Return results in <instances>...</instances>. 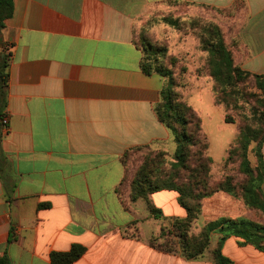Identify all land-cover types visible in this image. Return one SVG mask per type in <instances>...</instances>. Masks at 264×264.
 I'll return each mask as SVG.
<instances>
[{
	"label": "crops",
	"instance_id": "0c3cea01",
	"mask_svg": "<svg viewBox=\"0 0 264 264\" xmlns=\"http://www.w3.org/2000/svg\"><path fill=\"white\" fill-rule=\"evenodd\" d=\"M169 1L13 0L0 42L9 58L8 130L0 124V257L10 264H52L51 252L75 244L84 252L70 264H212L149 244L162 220L185 215L176 192L150 194L162 211L154 218L143 200L129 202L117 191L123 152L170 138L153 109L165 79L143 73L135 43L137 24L166 11ZM174 1L193 15H222L215 19L226 38L238 42L235 61L264 76V0ZM217 127L227 134L213 158L223 157L236 135L232 124ZM262 158L264 165V144ZM261 189L264 195V180ZM211 198L225 211L212 219L250 216L230 193ZM255 219L264 224V215ZM256 239L223 240L229 264H264V237Z\"/></svg>",
	"mask_w": 264,
	"mask_h": 264
},
{
	"label": "trees",
	"instance_id": "16d2710c",
	"mask_svg": "<svg viewBox=\"0 0 264 264\" xmlns=\"http://www.w3.org/2000/svg\"><path fill=\"white\" fill-rule=\"evenodd\" d=\"M172 3L177 5L174 0ZM204 8L209 7L204 5ZM214 11L222 14L223 10L214 8ZM12 13L13 0H0V42L1 29ZM211 14L207 17L194 14L186 20L166 11H155L144 24L149 26L163 22L176 29L188 26L198 37L201 48L207 52L210 76L220 86L219 91L229 96L225 100V109L231 110L233 104L242 112L243 120L239 123L235 142L227 150L226 160L234 155L240 158V171L246 176L245 181L237 184L231 175H225L216 183L210 181L212 158L206 154L208 142L201 134V119L183 99L173 73L160 60L159 55L166 54L165 46L152 43L144 33L138 37L135 33V43L141 51V70L145 74L156 73L165 79L153 109L159 122L172 132L175 147L172 161H168L166 150H150L131 171L129 156L140 149L149 148L150 144L126 149L120 157L124 175L117 191L120 195L125 194L129 202L143 200L154 218H161L162 211L150 202L149 195L161 189L177 191L178 201L185 209V216L170 218V222L162 225L156 236L150 237L149 244L165 253H179L187 259H197L207 250L211 233L215 231L219 237L216 247L211 250L212 264H229L230 259L221 250L222 241L230 234L255 241L257 236L264 237V224L258 223L250 214L249 217H219L209 220L198 233L190 230L201 213L202 199L217 191H226L240 197L251 212L264 215V195L261 189L264 180V76L244 70L236 63L234 52L238 48V42L233 36L226 38L223 26L215 19L222 18V15ZM161 51L164 52L160 53ZM8 59V54L0 53V124L5 116ZM244 106L248 109L242 110ZM234 116L235 114L230 117L227 113L224 121L235 123ZM250 152L255 157V163H251L248 157ZM123 206L126 208L124 204ZM159 239L161 241L157 242ZM83 252L84 247L75 244L69 251L51 252L50 260L52 264H70ZM0 264H10V261L2 256Z\"/></svg>",
	"mask_w": 264,
	"mask_h": 264
},
{
	"label": "rangeland",
	"instance_id": "374dc122",
	"mask_svg": "<svg viewBox=\"0 0 264 264\" xmlns=\"http://www.w3.org/2000/svg\"><path fill=\"white\" fill-rule=\"evenodd\" d=\"M166 8V13H170L174 16H180L186 20L193 15V12H191V7H186V5L177 6L173 4L172 1H169ZM208 14L209 13H205L202 15L207 17ZM144 22L145 21L137 24L136 26L135 33L137 37L139 34L144 33L149 37L152 43H160V45L165 46L166 54H160V60L162 61L163 66L169 69L171 73H173L175 80H177L178 82L177 89L181 93L183 99L197 112L198 116L201 119V134L205 136L206 141L208 142L206 154L212 158V163L210 165L209 171L210 181L212 183H216L225 175H231L235 183L238 184L240 182H244L246 176L240 171V158L234 155L228 161L226 160L227 150L229 146L235 142L239 130V123L241 120H243V117H241L242 112L240 108L236 109L233 104L231 105V110L225 109V100L229 99V96H227V93L222 94L219 91L220 86L215 83L213 77L210 76L206 61L207 52L201 48L198 37L196 36V34H194V32L192 33V29L188 28V26H186V28L184 29H176L169 25H166L163 22L154 23L149 26H146ZM162 52L164 51H161L160 53ZM236 63L239 64L238 61H236ZM245 109L247 110L248 107H242V110ZM227 113L228 115H230V117L235 114L233 118V120H235V123H227L224 121V116ZM220 123L234 125L236 127V135L233 140L227 145L225 155L223 157L216 156V158H213L210 152L214 154L215 152L221 151L222 142L220 141V138L223 136L225 137L227 134L224 133V131H220V129H218L217 126ZM169 133L170 138L166 144L152 143L150 144L149 148L140 149L132 153L129 156L128 160L131 162L129 166L130 171L133 169V166L135 167L138 164L142 156L150 150H166L168 152V161H172V153L175 147V143L173 140L172 132L169 131ZM248 157L251 163H255V157H252L251 152L249 153ZM168 168L169 165L167 164V169ZM124 189H126L125 185ZM172 191L177 193L178 201V192L175 190ZM219 192L226 191H217L202 199V210L198 218L192 223L190 230L192 233H198L207 223L206 221L212 219L211 216H214L215 214L225 213L223 207H217L211 202V197ZM232 196L237 202L244 203L240 197H236L234 195ZM215 207H217L218 209H215ZM249 211L252 217L255 218L256 215L253 213V211ZM165 221L162 220V223L165 225L170 222L169 219ZM157 223H160V221H157ZM158 232L159 230L155 231L152 235L156 236ZM218 237L219 234L217 232L214 231L213 233H211L209 246L205 253L199 258L206 257L208 259H211L213 262L211 250L216 247ZM159 241H161V239L157 240V242Z\"/></svg>",
	"mask_w": 264,
	"mask_h": 264
},
{
	"label": "built area",
	"instance_id": "2783aa9c",
	"mask_svg": "<svg viewBox=\"0 0 264 264\" xmlns=\"http://www.w3.org/2000/svg\"><path fill=\"white\" fill-rule=\"evenodd\" d=\"M2 124L5 126V128L8 130V126H7V117L4 116V118L2 119Z\"/></svg>",
	"mask_w": 264,
	"mask_h": 264
}]
</instances>
